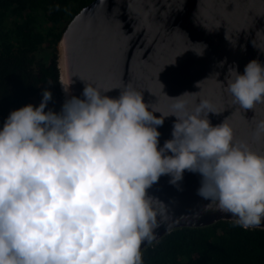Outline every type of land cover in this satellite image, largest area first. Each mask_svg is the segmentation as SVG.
<instances>
[{
	"label": "clouds",
	"instance_id": "clouds-1",
	"mask_svg": "<svg viewBox=\"0 0 264 264\" xmlns=\"http://www.w3.org/2000/svg\"><path fill=\"white\" fill-rule=\"evenodd\" d=\"M227 90L245 111L264 103V64L227 73ZM65 92L68 91L63 83ZM86 84L60 112L39 106L10 112L0 130V264H143L141 246L156 239L168 209L148 190L187 170L201 177L197 194L244 229L264 223V155L236 141L227 123L213 126L207 100L193 111L174 100L172 138L159 146L156 116L143 94L126 86ZM264 134V120L255 135ZM170 153V154H169ZM207 205V207L209 206Z\"/></svg>",
	"mask_w": 264,
	"mask_h": 264
},
{
	"label": "water",
	"instance_id": "water-1",
	"mask_svg": "<svg viewBox=\"0 0 264 264\" xmlns=\"http://www.w3.org/2000/svg\"><path fill=\"white\" fill-rule=\"evenodd\" d=\"M254 59L264 64V0H92L69 21L56 45L62 106L72 96L83 99L86 84L110 89L106 95L112 98L130 85L156 116H167L157 128L162 147L176 121L168 116L171 98L197 93L184 97L190 112L200 100L209 101L213 126L227 123L236 141L264 155V134L255 135L264 103L245 111L227 90L230 68L242 74ZM61 83L69 85L67 92ZM170 181L162 175L148 190L168 214L156 239L142 244L141 251L177 229L235 222L197 194L198 173L186 170L181 181ZM250 229L264 231V223Z\"/></svg>",
	"mask_w": 264,
	"mask_h": 264
},
{
	"label": "trees",
	"instance_id": "trees-1",
	"mask_svg": "<svg viewBox=\"0 0 264 264\" xmlns=\"http://www.w3.org/2000/svg\"><path fill=\"white\" fill-rule=\"evenodd\" d=\"M92 0H0V130L10 112L39 106L60 112L56 45L69 21ZM143 264H264V231L232 221L182 228L142 250Z\"/></svg>",
	"mask_w": 264,
	"mask_h": 264
},
{
	"label": "rangeland",
	"instance_id": "rangeland-1",
	"mask_svg": "<svg viewBox=\"0 0 264 264\" xmlns=\"http://www.w3.org/2000/svg\"><path fill=\"white\" fill-rule=\"evenodd\" d=\"M61 108H62V105H61ZM45 111H47V110H45Z\"/></svg>",
	"mask_w": 264,
	"mask_h": 264
}]
</instances>
